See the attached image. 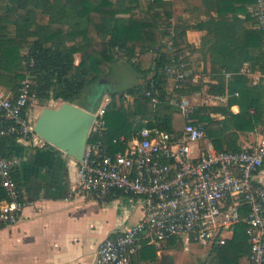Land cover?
I'll use <instances>...</instances> for the list:
<instances>
[{
    "label": "trees",
    "instance_id": "trees-1",
    "mask_svg": "<svg viewBox=\"0 0 264 264\" xmlns=\"http://www.w3.org/2000/svg\"><path fill=\"white\" fill-rule=\"evenodd\" d=\"M161 3L164 6L167 2ZM251 3L254 6L256 0ZM249 4L242 9L244 18L235 14L232 19L210 24L217 36L204 42L212 40L211 67L203 69L199 62L204 54H195L197 48L187 37L192 25L188 21L173 23L172 12L166 6L155 10L151 0H0V89L16 97L19 79L29 73L32 91L41 104L61 99L96 110L108 94L106 127L101 135L92 131L89 140L101 139L109 152H116L125 149L127 140L145 124L181 133L185 117L172 98L201 90L205 81H193L194 73L199 72L217 80L207 82L209 92L229 94L225 105H202L192 112L196 122L205 124L208 135L218 123L211 112L236 117L230 110L234 102L241 105V120L254 127L264 117V83H252L239 69L248 61L251 68L264 74V30L256 27L257 18ZM172 57L187 71L175 91L167 88L166 67ZM118 60L128 61L139 75V80L126 89L109 85ZM225 72L233 75L227 78ZM104 77L108 81L101 83ZM3 123L8 121L0 111ZM121 135L125 141L119 139ZM16 140L15 135L0 137L3 155L13 156L11 146ZM213 140L218 149H241L224 148ZM246 227L241 221L234 226L233 237L224 244L213 243L202 264H238V255L250 252ZM170 247L181 249L183 244L172 237L161 246L147 245L134 255L150 248ZM168 259L164 264H174Z\"/></svg>",
    "mask_w": 264,
    "mask_h": 264
},
{
    "label": "built area",
    "instance_id": "built-area-1",
    "mask_svg": "<svg viewBox=\"0 0 264 264\" xmlns=\"http://www.w3.org/2000/svg\"><path fill=\"white\" fill-rule=\"evenodd\" d=\"M253 12L256 27L264 30V0H256ZM182 67L183 63L171 58L166 67L169 91L182 85L187 73ZM239 72L254 84L260 83L263 76L248 61ZM225 75L230 78L233 72ZM202 79L200 73H194V82ZM18 83L16 97L0 89V111L8 121L0 124V137L15 135L36 147L51 145L34 130L35 120L29 113L30 105L37 100L32 77L28 73ZM227 97V91H208L204 103L224 102ZM109 101L110 96L104 94L94 111L90 134H102ZM172 101L185 117L181 133L145 124L127 140L125 149L116 152H109L101 139L88 138L79 160L77 187L102 201L116 190L140 196L144 201L141 219L99 243L98 264H131L133 255L145 246H161L165 239L183 235L199 244H224L228 232L241 221L247 223L249 262L264 264V185L256 180L264 164V133L254 146L218 149L211 141L203 142L208 136L207 128L192 117L198 106L177 94ZM119 139L126 140L124 135ZM17 163L16 157L0 151V229L19 222L27 204L16 175Z\"/></svg>",
    "mask_w": 264,
    "mask_h": 264
},
{
    "label": "crops",
    "instance_id": "crops-1",
    "mask_svg": "<svg viewBox=\"0 0 264 264\" xmlns=\"http://www.w3.org/2000/svg\"><path fill=\"white\" fill-rule=\"evenodd\" d=\"M151 1L156 4L157 11L166 6L172 12L173 23L176 20L188 21L192 25L187 29V37L197 48L194 53L204 54L199 62L203 69L211 67L209 47L212 40L204 42L217 36L211 31L210 24L222 18L232 19L235 14L244 18L242 9L249 1L248 9L254 7L252 0H165L167 3L164 6L161 3L164 0ZM168 1H172V5ZM203 81L205 85L201 90L183 96L198 107L225 105L228 97L224 102L204 103L207 82L217 80L204 75ZM261 81L264 83V74ZM50 101L49 105L55 106L53 102L58 100ZM41 109L35 102L30 105L29 113L34 120ZM230 110L236 117L221 111L211 112L218 123L212 125V135H208L203 142L211 141L215 145L213 139H217L224 148L236 146L241 149L256 145L264 133V117L251 127L248 120H241L239 102H234ZM16 141L11 146V152L18 160L16 175L27 204L19 222L0 229V264H98L99 243L108 235L141 219L144 214L143 198L116 190L102 201L77 187L78 159L53 145L36 147L23 139ZM197 152L195 147L194 154ZM256 180L264 185V164L257 172ZM233 236L234 228L228 232L227 239ZM211 246L208 245L209 250ZM167 249L150 248L147 252L134 255L131 264H164L169 260ZM237 260L238 264H249L248 254L238 255Z\"/></svg>",
    "mask_w": 264,
    "mask_h": 264
},
{
    "label": "water",
    "instance_id": "water-1",
    "mask_svg": "<svg viewBox=\"0 0 264 264\" xmlns=\"http://www.w3.org/2000/svg\"><path fill=\"white\" fill-rule=\"evenodd\" d=\"M107 81L105 77L101 79V83ZM94 111L93 106L67 100L58 106L45 105L34 121V130L51 145L81 160L94 122Z\"/></svg>",
    "mask_w": 264,
    "mask_h": 264
},
{
    "label": "rangeland",
    "instance_id": "rangeland-1",
    "mask_svg": "<svg viewBox=\"0 0 264 264\" xmlns=\"http://www.w3.org/2000/svg\"><path fill=\"white\" fill-rule=\"evenodd\" d=\"M76 61L80 60V55L77 53ZM109 85L117 89H126L133 85L139 80V75L137 71L130 65L126 60H118L115 62L112 73L110 76ZM61 99L53 102L55 106L60 105ZM50 100L41 104L35 101L38 107L43 108L45 105L50 104ZM81 105V104H80ZM183 244L181 249L170 247L167 249L168 256L174 264H202L206 253H208L209 244H199L194 242L189 236L183 235L180 238Z\"/></svg>",
    "mask_w": 264,
    "mask_h": 264
},
{
    "label": "flooded vegetation",
    "instance_id": "flooded-vegetation-1",
    "mask_svg": "<svg viewBox=\"0 0 264 264\" xmlns=\"http://www.w3.org/2000/svg\"><path fill=\"white\" fill-rule=\"evenodd\" d=\"M88 99V98H87Z\"/></svg>",
    "mask_w": 264,
    "mask_h": 264
}]
</instances>
